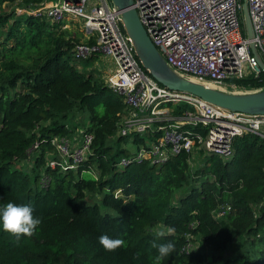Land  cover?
Wrapping results in <instances>:
<instances>
[{
    "label": "trees",
    "instance_id": "trees-1",
    "mask_svg": "<svg viewBox=\"0 0 264 264\" xmlns=\"http://www.w3.org/2000/svg\"><path fill=\"white\" fill-rule=\"evenodd\" d=\"M21 1L24 13L0 11V212L9 202L27 204L41 224L34 235L19 239L0 224V264H264V204L258 206L264 199V137L237 136L230 159L210 154L195 172L188 152L161 165L144 158L120 166L130 152L122 146L130 136L117 135L128 110L123 95L80 68L72 52L80 41L76 34L28 11L44 0ZM231 81L264 86V70ZM188 107L175 103L174 113ZM77 111L87 113L93 152L77 171H61L46 164L45 154L54 135L77 126L68 120ZM38 139L41 152L32 175L18 161ZM93 163L98 178L83 172ZM41 169L47 183L41 182ZM185 185L188 190L178 195ZM226 203L231 210L214 217L213 209ZM161 223L172 231L156 230ZM105 234L124 245L106 251L99 243ZM188 234L201 235L204 247L183 250ZM236 237L242 240L237 253L226 256ZM153 241L172 242L175 251L158 260Z\"/></svg>",
    "mask_w": 264,
    "mask_h": 264
},
{
    "label": "built area",
    "instance_id": "built-area-1",
    "mask_svg": "<svg viewBox=\"0 0 264 264\" xmlns=\"http://www.w3.org/2000/svg\"><path fill=\"white\" fill-rule=\"evenodd\" d=\"M247 2L254 31L252 38L247 35L243 0H134L133 5L152 40L176 72L213 81L223 88L236 85L231 83L234 78L259 75L264 70L250 46L254 40L264 60V0ZM28 11L43 13L51 22L64 25L67 21L81 22L89 32L86 39L74 44L72 52L76 58L106 54L115 60L116 65L111 67L105 82L123 95L128 106L118 121L117 135L130 136L122 142L130 152L120 158V166L144 158L161 165L178 153L188 152L191 167L195 163L199 167L210 154L230 159L239 135L253 132L264 137V113L224 107L160 83L143 65L134 38L126 29L123 10L114 0H44ZM179 102H186L189 107L177 115L170 104ZM158 131L161 133L157 134ZM136 134L143 139L136 141ZM94 136L86 125L54 135L53 147L45 154L46 164L61 171H77L93 152ZM40 152L38 139L18 164L32 169ZM197 168H192V172ZM83 172L99 177L95 163ZM48 179L44 172L41 182L47 183ZM261 204L264 199L258 206ZM231 208L226 203L212 212L220 218ZM191 237L188 234L183 246L187 252L198 248Z\"/></svg>",
    "mask_w": 264,
    "mask_h": 264
},
{
    "label": "water",
    "instance_id": "water-1",
    "mask_svg": "<svg viewBox=\"0 0 264 264\" xmlns=\"http://www.w3.org/2000/svg\"><path fill=\"white\" fill-rule=\"evenodd\" d=\"M114 2L123 10L126 29L134 38L143 65L160 83L173 89L192 92L224 107L246 112L264 113V87L247 91H230L181 75L168 64L152 40L140 19L137 8L133 5L134 0H114ZM243 12L247 35L252 38L254 31L247 0H243ZM250 46L258 58L259 64L264 67V60L254 40L250 41Z\"/></svg>",
    "mask_w": 264,
    "mask_h": 264
},
{
    "label": "rangeland",
    "instance_id": "rangeland-1",
    "mask_svg": "<svg viewBox=\"0 0 264 264\" xmlns=\"http://www.w3.org/2000/svg\"><path fill=\"white\" fill-rule=\"evenodd\" d=\"M27 5H25L24 3H22L21 0H4V1H0V11L1 12H14V13H24L27 11ZM63 27H67L70 30V33L73 35H77L79 37L80 40L82 39H86L87 38V34H88V30L83 29L81 22L79 21H67V23L64 25L62 23ZM87 32V33H86ZM91 60L89 62H84L85 59H77L78 61L80 60V68L84 69L86 71H91L93 74H95L96 78L100 81H104L106 80V76L109 74L111 67H115L116 63L115 60L106 54H97L95 56H91ZM76 60V61H77ZM208 84L211 85H215V83L213 84V82L211 83L210 81H208ZM216 86V85H215ZM226 90H230V91H234V90H239V91H247V90H255L256 88H244V87H240L237 85H227L225 87ZM170 108L172 110H174L175 108V104L172 103L170 104ZM74 115V117H73ZM68 120H70V125H77L74 126L75 128H79V127H83L85 125V123L88 122L87 120V113L85 111H77L75 113H70ZM116 136H114V139H116ZM199 164V163H198ZM198 164L195 163L193 165V169L198 167ZM15 166V164H14ZM24 169H26L27 171H29L32 175H34V171H32L30 168H26V167H22ZM41 175H43L42 173H44L43 169L40 170ZM189 186L185 185L184 187H182L179 191H178V195L181 193H184L188 190ZM116 192H119V190H117ZM87 200H92V196L88 195L86 197ZM105 208V207H104ZM156 230L159 231H168L171 232L172 228H168L166 227L163 223L156 225L155 227ZM191 241L195 244L196 247L199 248H203L204 247V243H203V239L201 235H192L191 237ZM241 239L239 237H236L234 239V241L228 246V248L225 250V255L226 256H231V255H235L237 253V250L240 246L241 243Z\"/></svg>",
    "mask_w": 264,
    "mask_h": 264
},
{
    "label": "clouds",
    "instance_id": "clouds-1",
    "mask_svg": "<svg viewBox=\"0 0 264 264\" xmlns=\"http://www.w3.org/2000/svg\"><path fill=\"white\" fill-rule=\"evenodd\" d=\"M0 224H2L4 231L19 239L22 235L27 237L34 235L37 227L41 224V220L33 216V209L30 205H17L9 202L5 205L2 212H0ZM162 234L158 233V235ZM99 243L106 251H115L123 246L125 242L122 239L111 238L105 234L99 237ZM152 247L158 251V260L170 256L175 251V245L172 242L157 244L153 241Z\"/></svg>",
    "mask_w": 264,
    "mask_h": 264
},
{
    "label": "bare ground",
    "instance_id": "bare-ground-1",
    "mask_svg": "<svg viewBox=\"0 0 264 264\" xmlns=\"http://www.w3.org/2000/svg\"><path fill=\"white\" fill-rule=\"evenodd\" d=\"M190 77H192V78H194V79H198V80H201V81H203V82H205V83H208V81H210V80H202V79H199V78H197V77H195V76H190ZM211 83L213 82V81H210ZM213 84H214V82H213ZM216 86H218L217 84H215ZM219 87V86H218Z\"/></svg>",
    "mask_w": 264,
    "mask_h": 264
}]
</instances>
